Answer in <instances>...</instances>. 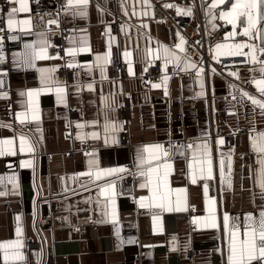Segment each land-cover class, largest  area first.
I'll list each match as a JSON object with an SVG mask.
<instances>
[{
    "label": "crops",
    "instance_id": "1",
    "mask_svg": "<svg viewBox=\"0 0 264 264\" xmlns=\"http://www.w3.org/2000/svg\"><path fill=\"white\" fill-rule=\"evenodd\" d=\"M213 2L202 0L201 12L210 59L219 67L208 74L197 48L181 33L173 41L166 24L156 19L153 0H89L83 16L81 9L68 5L61 24L68 32L64 59L75 68L69 75L60 72L64 59L49 52L51 37L58 33L49 28L56 0H26L27 11L15 13L12 28L8 14L20 5L10 0L9 7L0 8V20L16 33L7 43L0 39V141L12 140L15 151L9 154L4 145L5 154L0 155V244H22L0 248V264H228L229 227L238 225L243 238L246 216L258 218L264 211L258 184L264 153L253 149V140L259 146L264 134V109L248 98L264 102L255 83L264 80L260 71L264 65L250 62V48L239 50L244 55L217 56L216 46L225 45L220 49L225 53L236 51L227 46L254 45L257 59L264 61L260 55L264 39L255 30L252 39L243 35L244 18L235 28L221 18L235 0L227 8H222L226 2L212 8ZM177 9L190 11L188 33H195L199 15L193 6L177 3ZM25 20L30 23L23 24ZM257 27L264 28V21ZM181 37L183 51L177 47ZM41 48L51 58L33 59L31 53ZM126 52L131 55L125 57ZM7 59L5 69L1 65ZM150 64L164 68L157 83L143 80ZM117 65L121 78L115 76ZM247 81L253 89L244 87ZM57 88L64 90L59 97ZM29 91L40 94L30 98ZM127 103L129 140L123 143L125 118L120 108ZM215 130L243 134L231 145L212 138ZM21 137L34 151H20ZM168 141L176 144L167 146ZM83 144L94 148L83 152ZM157 144L168 156L141 166L143 149ZM209 154L212 176L201 178L199 161H206ZM25 161L32 166H23ZM165 163L172 165L168 186L173 208L179 200L186 210L169 212L150 199L144 201L146 207L140 206L141 198L152 195L151 186H140L148 183L140 172L159 165L162 176ZM112 169L125 171L96 179L97 173ZM109 184L115 185V220L111 195L101 194ZM209 200L215 201L216 228L205 226L210 223ZM225 214L230 217L227 227ZM83 222L84 231L79 227Z\"/></svg>",
    "mask_w": 264,
    "mask_h": 264
},
{
    "label": "snow or ice",
    "instance_id": "2",
    "mask_svg": "<svg viewBox=\"0 0 264 264\" xmlns=\"http://www.w3.org/2000/svg\"><path fill=\"white\" fill-rule=\"evenodd\" d=\"M12 2L18 3L20 5L19 8L12 9L11 12H9V20H8V27L12 28L15 21L12 19V17L17 12L21 11H27V5L26 0H12ZM147 3V0H145ZM226 0H214L212 4V8L217 7L220 4H224ZM89 3V0H69V7H77L78 9H81L79 11V14L83 16L85 12L82 10L83 8H86ZM171 7L172 5H168ZM178 13L181 11L180 9H177ZM186 14H191L190 11ZM222 19H225L228 23H231L233 27L235 28L237 21L240 18H244L246 21V27L244 28L243 35L249 37V39L253 38V31L261 36L262 39H264V28H258L257 24L260 21H264V0H235L234 3L231 4V8L229 11L224 12L221 15ZM23 24L27 25L30 22L25 20L22 22ZM51 23H55V21H52ZM232 35H235V32L232 33ZM183 38L181 37V42L179 45H177L178 48L183 51ZM26 47H34L32 45H28ZM225 45H217V56L224 54V55H244L243 52L239 51L243 48H250L251 52L248 54L250 56V62L252 63H261L264 65V61H259L256 56V46L250 45V44H235L231 46H227L230 48L236 49V51H228L225 53H221L220 49L225 48ZM261 53L264 54V48L260 49ZM165 52L167 53V49H165ZM69 55H75V52L69 50ZM125 57H129L131 53L126 52ZM31 56L33 59H49L51 57L48 56L46 48H41L39 51H33L31 53ZM101 57H97V60H100ZM105 61H107V56L104 57ZM179 58L177 57V60ZM72 65H69L71 67ZM187 67L194 68L195 65L189 64ZM186 70V69H184ZM41 72L44 71H54L53 69L45 70L41 69ZM131 71V69H130ZM202 71V70H201ZM260 71L264 73V67H261ZM233 75H236L233 73ZM167 80V77H165V81ZM257 88L259 91L264 94V80H258L255 81ZM201 86H203L201 84ZM154 87H160V85H154ZM89 88H91V85H89ZM64 90L61 88H57L56 92L59 97V94L63 92ZM40 93L39 91H29L27 95L30 98H33L35 96H38ZM23 95V93H22ZM245 96H248L247 93L244 94ZM248 98L252 101L253 104L258 105L261 109H264V102L257 100L254 97L248 96ZM38 117L33 116V119H37ZM23 122V120H22ZM77 127L82 128L83 125H77ZM107 128V125H106ZM82 138V137H80ZM12 140H6V141H0V155L5 154L3 146H7V150L9 154L15 155V151L12 149L13 145ZM220 144H223L224 141L221 139L219 141ZM26 141L23 137L20 138V151H28L32 152L34 149L31 146L25 147ZM253 149L255 151H258L259 153H264V134H261V143L259 146H257L256 140H253ZM143 153L146 155H141L140 157V164L143 166L144 164L152 165L154 161H159L162 157H167L168 152L163 148L162 145H151L147 146L143 149ZM261 167L259 170V177H258V184L261 188L262 193H264V159H261L259 161ZM199 164L201 165L199 168L200 176L201 178H211L212 176V160L211 156L209 154L206 161H199ZM206 164V172L207 175H205V167ZM224 162L223 160L220 161V172L223 175L224 174ZM23 166L25 167H31L32 162L31 161H25L23 162ZM163 175H160V166L157 165L155 167H149L147 171H141V176L148 177V183L141 184L140 186L142 188H146L151 186V197L147 198H141L140 206L146 207L147 205L144 203L146 199H150L153 202V205L155 207L161 208L166 211H182L186 210V205L182 206L180 201L177 200L176 207L173 208L172 204V190L168 186V175L172 169V165L169 163L163 164ZM125 169H112L108 170L104 173H97L96 179H101L103 176H111L117 172H123ZM91 173H89L90 175ZM192 182L196 183V174L195 170L193 172L192 176ZM225 182L228 184L229 187H231V180L229 177H225ZM205 192H207V185H205ZM2 194V193H0ZM102 195H108L110 194L112 197V216L113 220H115V185L109 184L108 187L102 189L101 192ZM209 216H210V223L205 225L206 227H212L216 228V217H215V208L213 207L215 204V201L209 200ZM246 226L243 232V238L241 234V230L238 225L232 224L231 227H229V239H228V264H252L254 260H260L261 264H264V211H261L259 213V217H255L252 214H248L246 216ZM225 226H229L230 217L225 214L223 217ZM21 234V229H17V235ZM22 244L19 241L16 242H10L6 244H0V248L3 249H9V248H16L21 247ZM22 258V257H19ZM5 261L9 259L8 254L5 253L4 256Z\"/></svg>",
    "mask_w": 264,
    "mask_h": 264
},
{
    "label": "built area",
    "instance_id": "3",
    "mask_svg": "<svg viewBox=\"0 0 264 264\" xmlns=\"http://www.w3.org/2000/svg\"><path fill=\"white\" fill-rule=\"evenodd\" d=\"M177 3H184L186 5H192L195 9L196 13L199 15V21H198V30L193 33H188V28L191 25L192 16L191 14L186 13H178L176 10V4ZM154 4V11H155V17L157 20L163 22L166 24V26L169 28L170 37L174 41L177 38V34L181 33L183 36L186 37L189 44L197 48V50L202 55V63L204 65V68L209 73L210 69L217 68L219 70V67L216 66L210 59V46L207 41V31L205 27V19L202 15V0H153ZM10 5V0H0V8L2 10H5ZM69 5V0H56V8H55V23L49 24V28L53 30L54 32L58 31L57 34L53 35L51 37L50 43H49V52L53 55H59L64 59V49H63V41L68 36V32L63 28L61 24V14L63 10ZM168 5H172L169 7ZM121 24V21L115 22L111 26V30L115 31L118 26ZM16 35L15 32L10 31L3 23L2 20H0V39L3 42H8L9 38ZM64 65L61 67L60 72L63 74H72L75 71L74 67H69L66 64V60L64 59ZM3 68L8 69L9 68V61L8 59L5 60L2 65ZM167 72H172V69L167 70ZM165 73L164 68L160 64H150L143 75V80L147 84L151 83H157L161 80L162 74ZM122 74V68L120 65L115 66V76L118 78H121ZM244 87L248 89H253L251 82L244 83ZM130 113V105L129 103L125 104L123 107L120 108V116L125 119L124 121V127L121 134V139L123 143H128L129 140V133H128V127H127V121L126 118L129 116ZM177 118H181V116H177ZM24 132L27 131L26 127L21 128ZM241 134L243 132L241 130L232 132L229 134H226L223 131L217 132L216 130L212 132V138H223L225 139L226 143L234 145L237 143L238 139L240 138ZM190 140H186L184 142L185 145H188ZM175 141H168L165 143L167 146H173L175 145ZM94 146L92 144H83L82 150L83 152H89L92 150ZM247 159L250 160L251 156L246 155ZM46 222L50 221V218H47L45 220ZM82 231H84L87 227V223H81L79 226ZM27 247L31 246V240H26ZM142 256L139 257V260H141Z\"/></svg>",
    "mask_w": 264,
    "mask_h": 264
},
{
    "label": "trees",
    "instance_id": "4",
    "mask_svg": "<svg viewBox=\"0 0 264 264\" xmlns=\"http://www.w3.org/2000/svg\"><path fill=\"white\" fill-rule=\"evenodd\" d=\"M209 2H211V0H206V3H209ZM230 3H231V0H228L223 6H222V8H227L229 5H230ZM261 55V57H262V59H264V54H260Z\"/></svg>",
    "mask_w": 264,
    "mask_h": 264
},
{
    "label": "bare ground",
    "instance_id": "5",
    "mask_svg": "<svg viewBox=\"0 0 264 264\" xmlns=\"http://www.w3.org/2000/svg\"><path fill=\"white\" fill-rule=\"evenodd\" d=\"M6 15V14H5ZM55 34V33H54Z\"/></svg>",
    "mask_w": 264,
    "mask_h": 264
}]
</instances>
